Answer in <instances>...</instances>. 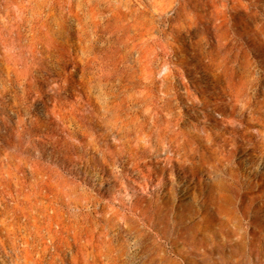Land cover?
I'll list each match as a JSON object with an SVG mask.
<instances>
[{
    "label": "rangeland",
    "instance_id": "rangeland-1",
    "mask_svg": "<svg viewBox=\"0 0 264 264\" xmlns=\"http://www.w3.org/2000/svg\"><path fill=\"white\" fill-rule=\"evenodd\" d=\"M0 264H264V0H0Z\"/></svg>",
    "mask_w": 264,
    "mask_h": 264
}]
</instances>
